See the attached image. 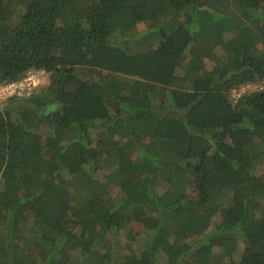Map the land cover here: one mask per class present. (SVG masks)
Listing matches in <instances>:
<instances>
[{
  "label": "trees",
  "instance_id": "1",
  "mask_svg": "<svg viewBox=\"0 0 264 264\" xmlns=\"http://www.w3.org/2000/svg\"><path fill=\"white\" fill-rule=\"evenodd\" d=\"M29 68L0 264H264V89L230 97L264 82V0H0V82Z\"/></svg>",
  "mask_w": 264,
  "mask_h": 264
},
{
  "label": "built area",
  "instance_id": "2",
  "mask_svg": "<svg viewBox=\"0 0 264 264\" xmlns=\"http://www.w3.org/2000/svg\"><path fill=\"white\" fill-rule=\"evenodd\" d=\"M46 75L47 72L42 68H29L19 80L0 82V104L9 98H27L31 96L43 84ZM255 85L257 83H246L238 88H233L230 91L231 99L236 101L237 98L247 91V88Z\"/></svg>",
  "mask_w": 264,
  "mask_h": 264
},
{
  "label": "rangeland",
  "instance_id": "3",
  "mask_svg": "<svg viewBox=\"0 0 264 264\" xmlns=\"http://www.w3.org/2000/svg\"><path fill=\"white\" fill-rule=\"evenodd\" d=\"M216 52L220 53L221 52V49H217ZM44 81H45V79H44ZM256 88H262V89H264V82H259L254 87L247 88V92L254 91ZM144 224H145V222H144L143 219L136 218L135 221L132 223V225L130 227V230L128 232H126V231H122L121 232V238H123V240L124 239L125 240H128L134 233H136L140 229H142L143 226H144Z\"/></svg>",
  "mask_w": 264,
  "mask_h": 264
}]
</instances>
